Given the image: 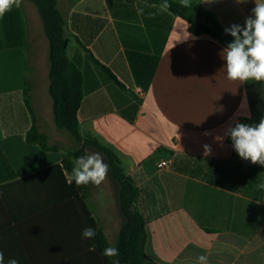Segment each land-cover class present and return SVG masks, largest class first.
<instances>
[{"label":"crops","instance_id":"crops-1","mask_svg":"<svg viewBox=\"0 0 264 264\" xmlns=\"http://www.w3.org/2000/svg\"><path fill=\"white\" fill-rule=\"evenodd\" d=\"M256 3L264 0H199L224 30L243 26ZM154 6L57 0L66 57L82 75L80 135L110 148L138 190L148 258L264 264V166L240 158L224 135L235 122L264 118V82L229 80L220 43ZM48 66L41 20L23 0L0 18V251L5 264H113L81 233L101 230L114 244L118 185L109 171L99 186L69 183V155L80 146L54 125ZM33 123L55 151L26 142ZM160 161L168 166L158 169Z\"/></svg>","mask_w":264,"mask_h":264},{"label":"trees","instance_id":"trees-1","mask_svg":"<svg viewBox=\"0 0 264 264\" xmlns=\"http://www.w3.org/2000/svg\"><path fill=\"white\" fill-rule=\"evenodd\" d=\"M32 3L42 23L44 35L48 42V93L52 100L53 122L58 130H64L71 135L80 148L69 155V158L87 155L94 150L104 155L109 165L111 179L118 185V215L123 222L118 230L112 247L119 250V256L111 257L113 264H159L148 258L144 252L146 242L145 220L135 209L138 190L132 180L124 174L120 159L108 147L102 146L90 137H82L79 132L78 110L82 101V75L80 70L66 57V37L64 34V19L57 8V0H26ZM146 3L161 4L163 0H143ZM171 5L168 12L184 20L188 31L193 36H207L220 43L223 48L233 40L231 35L225 34L214 14L200 8L199 0H191L190 7L184 3L168 0ZM25 104L30 109L28 91H25ZM25 140L30 144H37L44 151H55L48 145L46 135L40 133L33 123L26 133ZM231 144V140L229 141ZM67 169L66 162L63 164ZM68 171V169H67ZM70 174V172L68 171ZM78 189L84 186H76ZM85 190V189H84ZM99 249L110 247L102 235L96 230L93 238Z\"/></svg>","mask_w":264,"mask_h":264},{"label":"clouds","instance_id":"clouds-1","mask_svg":"<svg viewBox=\"0 0 264 264\" xmlns=\"http://www.w3.org/2000/svg\"><path fill=\"white\" fill-rule=\"evenodd\" d=\"M23 0H0V18L12 10L20 8ZM184 7H190L185 0ZM158 12H167L171 5L168 0H163L158 6ZM139 13L143 10L139 9ZM225 34L231 35L233 40L223 49L222 58L225 61L224 70L231 81L242 83L264 82V3H256L252 9V16L246 18L243 26L232 24L225 28ZM190 34H188L189 36ZM218 110L223 111V106ZM210 133L206 132L205 135ZM225 136L230 138L233 149L243 160L251 161L252 164L264 166V118L258 124L235 122L234 126L226 128ZM217 141L223 137H215ZM204 155L211 154V146L204 145ZM109 165L106 164L99 153H90L74 159L73 168L68 176L69 183L75 182L76 186L88 185L89 183L99 186L108 175ZM258 188L264 189V183L258 184ZM84 239H93L96 236L94 228L87 227L81 233ZM105 257L119 256L116 247H106L102 253ZM198 264H208V258L200 255ZM0 264H5V256L0 251ZM7 264H19L15 258H9ZM118 264V261L116 262Z\"/></svg>","mask_w":264,"mask_h":264},{"label":"built area","instance_id":"built-area-1","mask_svg":"<svg viewBox=\"0 0 264 264\" xmlns=\"http://www.w3.org/2000/svg\"><path fill=\"white\" fill-rule=\"evenodd\" d=\"M168 166V161H160L158 164H157V168L158 169H164Z\"/></svg>","mask_w":264,"mask_h":264},{"label":"rangeland","instance_id":"rangeland-1","mask_svg":"<svg viewBox=\"0 0 264 264\" xmlns=\"http://www.w3.org/2000/svg\"><path fill=\"white\" fill-rule=\"evenodd\" d=\"M70 139H72V144H75V141L73 140V138H70ZM65 143V145H66V142H64ZM68 146H69V144H67ZM117 206H116V209H118V203L116 204ZM121 220H122V222H123V219L121 218Z\"/></svg>","mask_w":264,"mask_h":264}]
</instances>
